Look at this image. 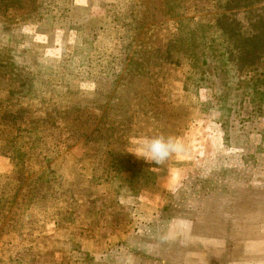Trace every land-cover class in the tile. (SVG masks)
I'll return each mask as SVG.
<instances>
[{
  "label": "rangeland",
  "instance_id": "1",
  "mask_svg": "<svg viewBox=\"0 0 264 264\" xmlns=\"http://www.w3.org/2000/svg\"><path fill=\"white\" fill-rule=\"evenodd\" d=\"M217 12L0 0V264H264V54L225 56Z\"/></svg>",
  "mask_w": 264,
  "mask_h": 264
},
{
  "label": "trees",
  "instance_id": "2",
  "mask_svg": "<svg viewBox=\"0 0 264 264\" xmlns=\"http://www.w3.org/2000/svg\"><path fill=\"white\" fill-rule=\"evenodd\" d=\"M216 6L218 12L214 26L228 49L225 56L233 55L234 59L235 57L241 59L240 65L246 64L247 60H250L251 65L255 60L263 57L264 51L260 50L262 49L260 46L264 47V0H216ZM244 16L249 17L247 21H242L240 18ZM250 16H255V19L249 20ZM257 81L259 85L264 84V80L257 79ZM254 84L257 86L255 82ZM253 88L256 87L253 85ZM257 90L259 89L256 88V92L250 93L248 104L262 103L263 92ZM240 101L241 99L238 98L235 104H240ZM224 118L225 116L219 121L221 125L224 123Z\"/></svg>",
  "mask_w": 264,
  "mask_h": 264
},
{
  "label": "clouds",
  "instance_id": "3",
  "mask_svg": "<svg viewBox=\"0 0 264 264\" xmlns=\"http://www.w3.org/2000/svg\"><path fill=\"white\" fill-rule=\"evenodd\" d=\"M182 148L181 141L176 137L144 136L138 139L134 155L146 163L163 166L174 155H178Z\"/></svg>",
  "mask_w": 264,
  "mask_h": 264
}]
</instances>
